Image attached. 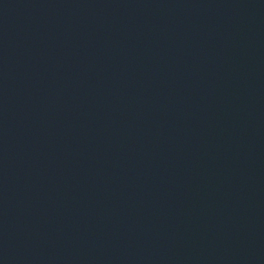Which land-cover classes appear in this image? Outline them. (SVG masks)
<instances>
[{
	"label": "water",
	"instance_id": "95a60500",
	"mask_svg": "<svg viewBox=\"0 0 264 264\" xmlns=\"http://www.w3.org/2000/svg\"><path fill=\"white\" fill-rule=\"evenodd\" d=\"M0 264H264V0H0Z\"/></svg>",
	"mask_w": 264,
	"mask_h": 264
}]
</instances>
